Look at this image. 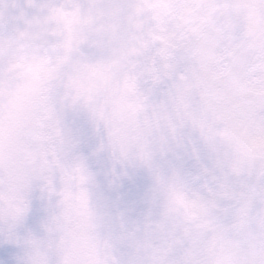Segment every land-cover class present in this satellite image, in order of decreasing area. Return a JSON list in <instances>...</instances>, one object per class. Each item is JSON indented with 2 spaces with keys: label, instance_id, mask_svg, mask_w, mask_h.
I'll return each instance as SVG.
<instances>
[{
  "label": "clouds",
  "instance_id": "obj_1",
  "mask_svg": "<svg viewBox=\"0 0 264 264\" xmlns=\"http://www.w3.org/2000/svg\"><path fill=\"white\" fill-rule=\"evenodd\" d=\"M0 264H264V0H0Z\"/></svg>",
  "mask_w": 264,
  "mask_h": 264
}]
</instances>
